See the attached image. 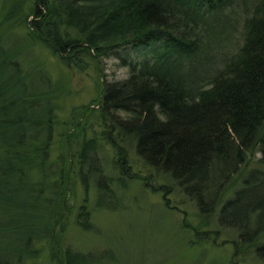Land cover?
<instances>
[{"label":"trees","instance_id":"trees-1","mask_svg":"<svg viewBox=\"0 0 264 264\" xmlns=\"http://www.w3.org/2000/svg\"><path fill=\"white\" fill-rule=\"evenodd\" d=\"M29 15L30 33L68 68L114 56L127 71L102 85L99 137L83 138L72 155L96 207L115 208L113 192L139 179L182 194L203 226L218 209L217 223L238 235L236 248L253 246L264 234V167L222 197L249 155L258 151L264 165V0H33ZM47 88L49 78L24 71L0 41V201L21 210L16 230L25 228L0 264L35 257L65 206L59 168L49 162L56 107ZM101 141L114 150L115 177L103 170ZM89 220L83 204L76 224L93 230ZM254 250L264 261V244ZM94 262L67 247L58 264Z\"/></svg>","mask_w":264,"mask_h":264},{"label":"rangeland","instance_id":"rangeland-1","mask_svg":"<svg viewBox=\"0 0 264 264\" xmlns=\"http://www.w3.org/2000/svg\"><path fill=\"white\" fill-rule=\"evenodd\" d=\"M32 4L33 0H0V41L22 63L24 71H32L38 80L43 75L50 80L46 97L54 103L56 115L49 162L59 168L60 177L56 174L55 178L65 189L60 196L65 206L50 225V234L35 244L36 256L26 264H58L67 247L93 255L94 264H264L254 250L264 244V234L253 246L238 250L237 233L217 223L218 209L203 226L194 205L182 194L155 192L139 179L113 192L114 198L118 196L115 204L120 201L115 208L96 207V191L93 187L84 190L75 174L72 155L83 138L99 137L103 124L97 107L102 85L123 79L127 71L114 56L86 57V69L68 68L30 33L27 21ZM114 155L113 148L101 141L98 156L104 172L113 177L117 175L112 166ZM260 156L258 151L249 155L223 200L232 195L250 170L264 167L258 162ZM131 166L133 172L143 173L134 162ZM83 204L90 213L93 230H83L76 224L78 207ZM20 211L0 201V256L5 247L14 246L16 250L25 237V228L16 230L21 224L17 215ZM188 221L196 228L191 230Z\"/></svg>","mask_w":264,"mask_h":264}]
</instances>
